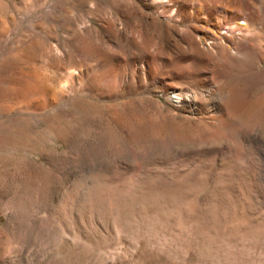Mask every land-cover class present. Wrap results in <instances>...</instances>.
Wrapping results in <instances>:
<instances>
[{
	"label": "rangeland",
	"instance_id": "374dc122",
	"mask_svg": "<svg viewBox=\"0 0 264 264\" xmlns=\"http://www.w3.org/2000/svg\"><path fill=\"white\" fill-rule=\"evenodd\" d=\"M144 1L0 0V264H250L226 255L237 253L230 249L213 261L193 253L172 258L150 235L136 241L119 228L120 213L132 207L114 175L203 144V127L161 94L158 81L169 69L165 59L175 62L179 36L189 37L197 24ZM143 53L158 71L152 82L115 69L121 58ZM235 61L223 76L240 93L252 129L248 117L264 110V75L247 59ZM186 62L179 82L192 87L194 63ZM255 192L254 208L262 210L258 183ZM144 207L146 215L166 213L159 204ZM252 243L264 256L262 240Z\"/></svg>",
	"mask_w": 264,
	"mask_h": 264
},
{
	"label": "bare ground",
	"instance_id": "6f19581e",
	"mask_svg": "<svg viewBox=\"0 0 264 264\" xmlns=\"http://www.w3.org/2000/svg\"><path fill=\"white\" fill-rule=\"evenodd\" d=\"M165 1L145 0L144 5H157L162 11L173 7L180 20L197 25L189 37L178 35L180 50L173 53L175 62L165 59L169 69L158 79L160 92L178 110L197 120L203 127L197 136L206 145L177 148L170 155H150L151 161L131 164L124 173L114 175L113 180L123 187L120 196L131 203L127 208L132 207L120 213L119 228L137 237L135 240L141 234L150 235L157 250L172 258L193 253L200 260L213 261L221 250L230 249L237 253L226 255L264 264V256H256L248 245L255 240L264 243V213H260L264 209L254 208L257 183L264 193V110L250 114L253 128H249L243 120V99L225 80L227 75L223 76L225 64L239 58L249 60L264 75V0H203L197 5L190 0ZM150 55L128 54L117 61L115 69L136 83L152 82L158 71ZM186 61L194 63L188 71L196 81L192 87L179 82L178 67ZM228 131L239 140L227 139ZM218 139L223 141L219 147L213 144ZM210 201H235L237 207H218ZM158 204L164 206L165 214L156 209L150 215L143 211V205Z\"/></svg>",
	"mask_w": 264,
	"mask_h": 264
}]
</instances>
